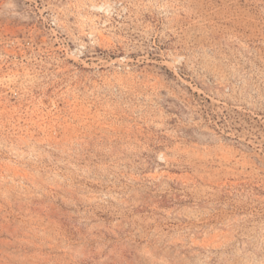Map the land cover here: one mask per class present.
<instances>
[{"label": "rangeland", "instance_id": "1", "mask_svg": "<svg viewBox=\"0 0 264 264\" xmlns=\"http://www.w3.org/2000/svg\"><path fill=\"white\" fill-rule=\"evenodd\" d=\"M0 264H264V0H0Z\"/></svg>", "mask_w": 264, "mask_h": 264}, {"label": "bare ground", "instance_id": "2", "mask_svg": "<svg viewBox=\"0 0 264 264\" xmlns=\"http://www.w3.org/2000/svg\"><path fill=\"white\" fill-rule=\"evenodd\" d=\"M97 9H100V7H99V8H97Z\"/></svg>", "mask_w": 264, "mask_h": 264}]
</instances>
